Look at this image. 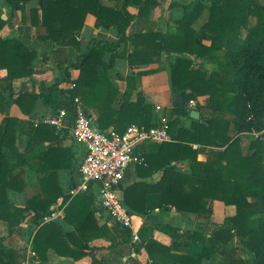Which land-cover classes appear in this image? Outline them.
Listing matches in <instances>:
<instances>
[{"label": "trees", "instance_id": "16d2710c", "mask_svg": "<svg viewBox=\"0 0 264 264\" xmlns=\"http://www.w3.org/2000/svg\"><path fill=\"white\" fill-rule=\"evenodd\" d=\"M14 7L18 2L29 0H4ZM134 0L120 1L116 7L104 5L101 0H42L41 18L38 10H32L33 24H41L46 29V41L79 49L81 41L78 33L83 29L87 16L94 15L106 22L117 32L116 41H91L87 51L72 66L80 71L75 81V89L70 97H80L90 109H94L98 118L96 125L102 130L114 127L124 132L130 125L152 128L153 107L146 104L142 95L137 102L127 97L120 109L113 107L120 91L113 85L109 76V65L105 61L108 54L118 52L126 43L133 41L136 49L130 57V64L150 63L161 58L162 53L178 54L179 57L169 66L170 86L174 94L182 93L185 106H175L174 113L184 119L169 122L172 142L160 145L158 152L147 155L146 164L139 170L152 174L162 170L163 177L157 183L135 182L125 189L124 205L130 213L146 214V199L150 193L161 195L162 208H176L181 213H203L206 199L224 202L234 206L236 213L228 217L213 239L209 241L212 255L217 254L234 238L253 253L252 262L233 260L230 264H264V141L252 135L264 131V6L257 0H187L186 4L174 3L184 9L183 19L176 22L178 32L137 34L133 39L128 35L136 16L130 7ZM159 4L158 0H145L140 8L139 17H147ZM205 9L210 12L203 30L211 36V44L203 45L196 41L195 23ZM255 17L251 26L250 17ZM8 22L0 16V69L7 71V81L30 77L34 73V64L38 58L35 51L19 38L2 36ZM209 59L214 67L208 70L200 64L192 69L194 62L188 56ZM155 56L156 59H153ZM135 58V60L133 59ZM137 60V61H136ZM65 97V92L55 85L51 94ZM202 96H210L207 107L208 121L191 118L188 103ZM38 96L22 100L34 102ZM48 101V97H44ZM5 97L0 94V111L5 112ZM200 110V108H197ZM190 121L189 125H187ZM16 120L9 118L0 126V220L11 225L22 223L28 214L38 218L37 229L33 236V250L43 261L53 249L60 256L81 258L83 252L74 250L65 240L58 221L42 224L50 214L52 202L42 196L28 201L24 207L11 204L9 190L22 191L24 181L16 173L20 157L16 150L15 134L12 129ZM234 125L236 137L230 136ZM249 134V135H247ZM245 136L250 139L249 154L243 151ZM224 147V150L211 149L206 168L198 162V151L193 145ZM190 159L192 173H181L177 163ZM87 194V193H85ZM94 197H86L81 207L67 211V220L89 241L90 222L94 220L92 210ZM74 209V207H73ZM95 222V220L93 221ZM93 226V223H92ZM97 235H109L106 225L95 223ZM122 232L125 230L119 226ZM123 233V232H122ZM112 248L120 244L114 243ZM150 264H201L190 257L172 254L166 246L154 238L146 244ZM21 254L3 244L0 235V264H18ZM93 264H101L94 259Z\"/></svg>", "mask_w": 264, "mask_h": 264}, {"label": "crops", "instance_id": "0c3cea01", "mask_svg": "<svg viewBox=\"0 0 264 264\" xmlns=\"http://www.w3.org/2000/svg\"><path fill=\"white\" fill-rule=\"evenodd\" d=\"M104 5L116 7L123 0H101ZM145 0H134L130 10L136 16L132 26L128 30L131 39L137 34L165 33L174 35L178 32L176 22L183 19L184 9L180 6L172 7L174 3L186 4L187 0H158L159 4L147 17H139L140 8ZM264 6V5H261ZM32 10H38L41 18L42 0H29L26 3L18 2L14 7L8 6L4 0H0V16L8 22L7 28L1 32L2 36L16 37L24 41L28 47L38 55L34 64V73L30 77L7 81V71L0 69V94L5 97V112L0 111V126L7 123L9 118L16 120L12 129L15 134V146L20 157L16 173L21 175L24 181L22 191L9 190V202L15 206L24 207L28 201L37 196H42L45 201L52 202L50 211L63 209L65 217L58 221L60 230L67 243L76 251H82L81 258L64 257L53 249L47 254V262H43L33 252V236L37 229L38 218L27 214L26 219L17 225L0 220V235L3 244L9 249H14L21 254L18 264H93L94 259L101 264H150V256L146 244L154 238L166 246H170L175 256L190 257L201 264H230L233 260L252 262L253 253L242 243L239 238H234L227 246L217 254L212 255L209 243L216 231L222 227L228 217L234 216L236 208L227 206L222 201L206 199L203 202V213H181L176 208H162L161 195L150 193L146 199V214L133 212V224L131 229L120 232L111 222L110 217L103 209L101 185H92L87 194H81L73 199L69 198V191L81 178L80 166L86 155L83 145L77 143L73 136L74 106L70 93L74 90L75 81L80 71L72 65L77 63L79 57L84 54L91 41H116L117 32L112 25L100 20L92 14L87 16L83 29L78 33L81 41L79 49L71 46H63L43 39L46 29L41 24H33ZM254 17V16H253ZM210 12L205 9L201 18L195 23L196 41L203 45L211 44V36L203 30L208 22ZM255 18V17H254ZM253 26V25H252ZM200 36H205V41H200ZM136 49V44L129 41L118 52L108 54L105 61L109 65L108 76L119 89L118 100L113 107L120 109L127 97L131 102H137L140 95L146 104L153 107V125L169 123L175 119L184 125V119L174 113L175 96L170 86L169 66L174 62L178 54L166 52L161 58L150 63L130 64V57ZM156 59L155 56H152ZM190 57L197 70L199 65H204L211 70L214 65L207 58L196 55ZM135 60V58H133ZM137 61V60H136ZM58 85L65 97H58L57 92L51 94L52 88ZM36 95L38 98L32 101H16L20 97L29 98ZM48 97V101L44 98ZM197 106L192 109L199 112L202 121H208L207 107L210 104V96H202L197 100ZM67 109L68 115L61 128L54 125L35 122L42 121L45 117L54 116L59 109ZM88 108V107H87ZM197 108H200L197 109ZM96 124L98 114L94 109L88 108ZM188 121L187 125H189ZM114 128V127H110ZM109 128V129H110ZM238 134L234 125L230 128V136ZM249 135V134H247ZM163 143H150L147 146V155L156 154ZM244 154H249L250 139L246 136L242 143ZM197 150L198 162L203 168L207 167L211 149L224 150L217 147L193 145ZM177 169L181 173L191 174L192 162L190 159L178 162ZM162 170L148 174L139 170V166H131L120 188L125 199V189L135 182L157 183L163 177ZM93 195L95 222H90L88 235H92L88 242L81 238V234L75 226L67 220V211L81 207V202L86 197ZM106 225L109 235H97L95 223ZM93 223V226H92ZM139 236L134 241L132 233ZM116 238L113 247L111 238Z\"/></svg>", "mask_w": 264, "mask_h": 264}, {"label": "built area", "instance_id": "2783aa9c", "mask_svg": "<svg viewBox=\"0 0 264 264\" xmlns=\"http://www.w3.org/2000/svg\"><path fill=\"white\" fill-rule=\"evenodd\" d=\"M71 101L74 106L73 136L77 143L85 147L86 155L79 169L81 178L70 189L69 198L88 193L92 185L100 183L103 209L111 222L123 229H131L133 214L124 205L120 188L131 166L146 164L148 144L173 141L169 124L165 122L149 129L133 124L122 133L116 128L102 130L97 127L92 112L80 97H74ZM196 106L197 101L191 99L188 108L192 110ZM67 115V109L62 108L56 115L45 117L35 124L45 123L61 128ZM252 135L264 141V131L253 132ZM64 217L63 209L53 210L44 217L42 224L59 221ZM132 238L134 241L139 240L135 232ZM31 255L36 256L34 251Z\"/></svg>", "mask_w": 264, "mask_h": 264}, {"label": "water", "instance_id": "95a60500", "mask_svg": "<svg viewBox=\"0 0 264 264\" xmlns=\"http://www.w3.org/2000/svg\"><path fill=\"white\" fill-rule=\"evenodd\" d=\"M175 105L176 106H185V97L182 93H178L175 96ZM191 118L199 120L200 115L199 112L197 110H193L191 111Z\"/></svg>", "mask_w": 264, "mask_h": 264}, {"label": "rangeland", "instance_id": "374dc122", "mask_svg": "<svg viewBox=\"0 0 264 264\" xmlns=\"http://www.w3.org/2000/svg\"><path fill=\"white\" fill-rule=\"evenodd\" d=\"M256 4L264 5V0H257ZM250 24H251V26L255 24V18L253 16L250 17ZM199 38H200V41H202V40L205 41V36H200Z\"/></svg>", "mask_w": 264, "mask_h": 264}]
</instances>
